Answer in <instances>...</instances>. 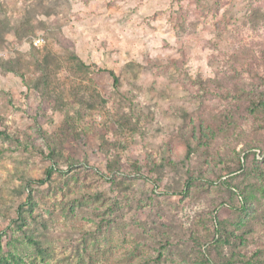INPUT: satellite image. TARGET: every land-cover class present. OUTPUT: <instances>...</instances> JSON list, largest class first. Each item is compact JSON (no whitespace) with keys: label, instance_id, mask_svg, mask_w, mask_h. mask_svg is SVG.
Listing matches in <instances>:
<instances>
[{"label":"rangeland","instance_id":"obj_1","mask_svg":"<svg viewBox=\"0 0 264 264\" xmlns=\"http://www.w3.org/2000/svg\"><path fill=\"white\" fill-rule=\"evenodd\" d=\"M0 264H264V0H0Z\"/></svg>","mask_w":264,"mask_h":264},{"label":"trees","instance_id":"obj_2","mask_svg":"<svg viewBox=\"0 0 264 264\" xmlns=\"http://www.w3.org/2000/svg\"><path fill=\"white\" fill-rule=\"evenodd\" d=\"M108 74H109V76L112 78V80H113V83L114 84H116V77H115V75L110 71V72H108ZM48 174V173H47ZM48 178V177H47Z\"/></svg>","mask_w":264,"mask_h":264}]
</instances>
